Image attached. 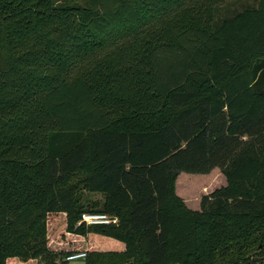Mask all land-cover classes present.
I'll use <instances>...</instances> for the list:
<instances>
[{"label":"trees","instance_id":"trees-1","mask_svg":"<svg viewBox=\"0 0 264 264\" xmlns=\"http://www.w3.org/2000/svg\"><path fill=\"white\" fill-rule=\"evenodd\" d=\"M215 168L188 209L176 176ZM58 215L121 244L84 264L264 263V0H0V264L82 253Z\"/></svg>","mask_w":264,"mask_h":264},{"label":"rangeland","instance_id":"rangeland-1","mask_svg":"<svg viewBox=\"0 0 264 264\" xmlns=\"http://www.w3.org/2000/svg\"><path fill=\"white\" fill-rule=\"evenodd\" d=\"M155 24H156V22L152 21L150 23L144 22V23L138 24L136 27H133V28H128V27L121 28L112 37L110 36V38H112L113 41L110 42V38H109V42H110L109 45H111L113 43H116V44L126 43V44H128L131 41H133V39H135V38H141L143 36V31H146L149 27H151ZM74 75H75V73L72 74L69 77V79L73 78ZM218 171H219L218 169H213L210 172V174H207V175H191V174L179 173L176 176L175 184H174L175 194L178 195L179 197H181L180 196L181 194H186L192 201L196 195L199 196V195H201V193H204L205 191H207V192L210 190L213 191L217 188L223 187V185L225 184V179L221 175V173ZM186 177H190V178L191 177H193V178L203 177V180H194V181L188 182V179H186ZM212 180H213V182H212ZM204 185L207 186L208 188L207 189L205 188V190H202ZM211 185H212V187H211ZM79 189H80V187H79ZM92 197H94V198H92L93 200L98 199L100 201V197H96L95 195ZM82 201H83V199H82ZM47 222L50 223L49 226L51 228L55 229V231L52 233L53 235L50 238V239H52V238L56 237L57 242H55V244H54L55 248L63 247L64 245H66V240H67L68 242H70V241L78 242L80 245H82L83 252H85V253L88 250H92V249H95L98 251H120V250H122L121 244L115 240H112V239H108V238L101 237L98 235H91V234H88L86 237H79V236L76 237V236L70 235L68 233H65V231H64L65 227L63 224V217L61 215L55 216L53 218H49V220H47ZM59 234H63V238L62 239L59 238V240H58L57 237L59 236ZM91 245H92V247H90ZM64 264H84V261L82 259H78V260L67 261ZM259 264H261V263H259Z\"/></svg>","mask_w":264,"mask_h":264},{"label":"built area","instance_id":"built-area-1","mask_svg":"<svg viewBox=\"0 0 264 264\" xmlns=\"http://www.w3.org/2000/svg\"><path fill=\"white\" fill-rule=\"evenodd\" d=\"M118 222L116 217L109 216L103 213H95V212H85L82 213L77 225L84 224L86 226H94V225H116ZM85 253H75L65 258V261H72L78 259H84ZM264 264V263H262Z\"/></svg>","mask_w":264,"mask_h":264},{"label":"crops","instance_id":"crops-1","mask_svg":"<svg viewBox=\"0 0 264 264\" xmlns=\"http://www.w3.org/2000/svg\"><path fill=\"white\" fill-rule=\"evenodd\" d=\"M215 169H217V168H215ZM219 170V169H218ZM212 171V170H211ZM210 171V172H211ZM210 172L208 173V174H210ZM218 172H220V170L218 171ZM217 172V173H218ZM216 173V174H217ZM221 173V172H220ZM215 174V175H216ZM191 175H194V174H191ZM207 175V174H206ZM214 175V176H215ZM221 175H222V173H221ZM213 176V177H214ZM223 176V175H222ZM224 177V176H223ZM186 179H188V182H190V181H194V180H203V177H195V178H193V177H186ZM225 179V178H224ZM186 181V180H185ZM212 182H213V180H212ZM224 184V183H223ZM226 185V181H225V184L223 185V186H225ZM211 187H212V185H211ZM205 188L207 189L208 187L207 186H203V188H202V190H205ZM203 192V191H202ZM212 192V190H210V191H205L204 193H201V195H199V196H195L194 198H193V200L191 201V199L186 195V194H181L180 196V198L182 199V201H183V203L185 204V206L188 208V209H190V210H192V211H198L199 210V207H200V199H201V197L203 196V195H207V194H209V193H211ZM96 197H100V196H98V195H95ZM178 196V195H177ZM179 197V196H178ZM190 200V201H189ZM189 205V206H188Z\"/></svg>","mask_w":264,"mask_h":264}]
</instances>
